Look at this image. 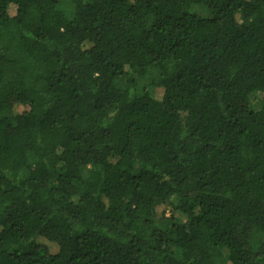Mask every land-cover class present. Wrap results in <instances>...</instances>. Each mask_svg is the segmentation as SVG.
<instances>
[{"label": "trees", "instance_id": "16d2710c", "mask_svg": "<svg viewBox=\"0 0 264 264\" xmlns=\"http://www.w3.org/2000/svg\"><path fill=\"white\" fill-rule=\"evenodd\" d=\"M0 264H264V0H0Z\"/></svg>", "mask_w": 264, "mask_h": 264}, {"label": "rangeland", "instance_id": "374dc122", "mask_svg": "<svg viewBox=\"0 0 264 264\" xmlns=\"http://www.w3.org/2000/svg\"><path fill=\"white\" fill-rule=\"evenodd\" d=\"M198 14H200V15H207V12H206V10L198 9Z\"/></svg>", "mask_w": 264, "mask_h": 264}]
</instances>
